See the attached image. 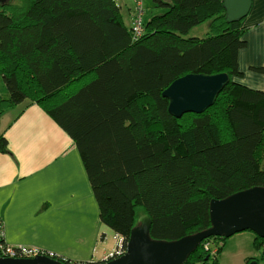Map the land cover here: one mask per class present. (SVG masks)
<instances>
[{"label":"trees","instance_id":"16d2710c","mask_svg":"<svg viewBox=\"0 0 264 264\" xmlns=\"http://www.w3.org/2000/svg\"><path fill=\"white\" fill-rule=\"evenodd\" d=\"M223 1L154 0L164 11L144 15L140 37L117 0L0 4V76L8 94L0 95V118L33 96L69 134L101 222L122 239L123 252L142 214L153 239L175 240L211 226L212 199L264 187V88L233 79L242 75L247 28L227 18ZM207 21L205 37L185 36ZM252 70L264 75V67ZM189 73H227L230 81L204 112L177 118L162 93ZM7 151L0 134V152ZM228 239H205L186 264H219ZM254 243L264 259V238L254 234Z\"/></svg>","mask_w":264,"mask_h":264},{"label":"crops","instance_id":"0c3cea01","mask_svg":"<svg viewBox=\"0 0 264 264\" xmlns=\"http://www.w3.org/2000/svg\"><path fill=\"white\" fill-rule=\"evenodd\" d=\"M117 3L127 9L131 24L134 0ZM242 24L247 45L238 54L242 75L233 79L263 89L264 75L252 67H264V0H252ZM0 134L8 139V151L0 152V231L5 242L77 262L102 261L112 251L105 242L107 230H113L101 222L89 176L69 134L39 103L28 99L1 116ZM113 233L114 250L120 238ZM234 240L235 234L226 241L220 263Z\"/></svg>","mask_w":264,"mask_h":264},{"label":"water","instance_id":"95a60500","mask_svg":"<svg viewBox=\"0 0 264 264\" xmlns=\"http://www.w3.org/2000/svg\"><path fill=\"white\" fill-rule=\"evenodd\" d=\"M14 0H0L10 4ZM252 0H224L223 7L230 21L244 19ZM227 73H189L174 80L164 91L169 100L168 111L182 115L202 113L211 107L229 83ZM211 226L175 240H157L150 234L151 219L142 214L137 219L122 255L102 264H185L199 245L211 237H231L242 231H252L264 238V187L254 186L210 202ZM0 264H65L48 255L34 257H0ZM250 264H258L252 261Z\"/></svg>","mask_w":264,"mask_h":264},{"label":"rangeland","instance_id":"374dc122","mask_svg":"<svg viewBox=\"0 0 264 264\" xmlns=\"http://www.w3.org/2000/svg\"><path fill=\"white\" fill-rule=\"evenodd\" d=\"M153 1L154 0H144V7L147 10L146 14H145V18H149L152 14H160L164 11V9H162V8L155 7L153 5ZM121 11H122V15L124 17L125 22L127 24H130L128 21V18H127V14H128L127 9L123 8V10H121ZM208 31H209V21L204 22V23L194 27L185 36L186 37H190V36L205 37L207 35ZM33 86H35V85H33ZM29 87L32 88V86H29ZM30 92L35 93L34 88L31 89ZM0 95L2 97H7V95H8L6 88L4 87L3 81L1 79V76H0ZM32 98H33V96H32ZM32 98L28 99L29 102L30 101L36 102V100L32 99ZM17 109H19V108H17ZM107 231L108 232H107L105 244H107L109 247H111L109 249H112V251H114L118 247V246H116V248L113 250V247L115 246V243H116L115 235L111 230H107ZM0 235L3 236V233H1V231H0ZM235 239H236V240H234L235 245L233 244L234 242H232V245L230 247L226 246V248L224 249L223 255L221 256V258H222L221 263L219 262L220 264H247V258H250V257H254V260H258V264H264V259H262V251L259 249H256V246L254 243V233L252 231L246 230V231L239 232V233L235 234ZM236 242H238V243H236ZM49 253H52V252L45 251L44 253L39 254V255L51 256ZM53 254H55V253H53ZM117 255L118 254H115L114 256L109 257L107 260H102V263L114 259L115 256H116L115 258L119 257ZM0 257H4V256L0 255ZM219 261H220V255H219ZM197 264H200V263H197Z\"/></svg>","mask_w":264,"mask_h":264},{"label":"built area","instance_id":"2783aa9c","mask_svg":"<svg viewBox=\"0 0 264 264\" xmlns=\"http://www.w3.org/2000/svg\"><path fill=\"white\" fill-rule=\"evenodd\" d=\"M134 3H135V8H134V13H133V22L131 26H132V31H133L134 36L140 37L142 35L144 22H145V19H144L145 8H144L142 0H134ZM121 243H122V239H120V243L114 251H111L105 254L103 260H107L109 257L114 256L115 254H118L117 256L122 255L124 252L121 247L122 245ZM15 247L19 248V251H20L19 256H17V251ZM44 252L45 251H43L42 249L29 248V247L19 246V245L14 246L8 243H5V244L0 243V255L4 257H33L35 255H39ZM49 254L52 255L53 253H49Z\"/></svg>","mask_w":264,"mask_h":264}]
</instances>
